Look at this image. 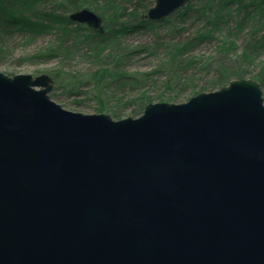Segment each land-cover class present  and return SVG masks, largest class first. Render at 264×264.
Listing matches in <instances>:
<instances>
[{
    "label": "water",
    "instance_id": "95a60500",
    "mask_svg": "<svg viewBox=\"0 0 264 264\" xmlns=\"http://www.w3.org/2000/svg\"><path fill=\"white\" fill-rule=\"evenodd\" d=\"M68 17L103 31L89 8ZM51 81L0 72V264H264L257 79L116 120L63 108Z\"/></svg>",
    "mask_w": 264,
    "mask_h": 264
},
{
    "label": "trees",
    "instance_id": "16d2710c",
    "mask_svg": "<svg viewBox=\"0 0 264 264\" xmlns=\"http://www.w3.org/2000/svg\"><path fill=\"white\" fill-rule=\"evenodd\" d=\"M85 1L0 0V42L14 33L29 38L53 33L56 43L36 54L38 57H50L71 55L78 42L87 44L95 52L100 45L112 42L119 35L166 27L174 34L172 37L180 38L174 41L165 36L159 37L155 45L163 46L165 59L157 68L141 75L116 68L97 70L92 74L96 79L94 88L102 93L106 79L112 85L116 81L122 87H135L141 81L151 84L155 80L154 75H161L164 86H172L170 89L181 86L180 90L189 87L195 95L204 88L214 90L233 78H242L249 73L264 87V0H189L164 18L152 20L144 14L143 18L137 17L134 23H103L102 32L69 19L68 14L82 8ZM218 34H222L223 38ZM240 35L243 36L242 42L237 46L235 42ZM202 42H214L217 54L214 57L193 54V49ZM238 47L239 52L236 51ZM254 63L251 70L249 67ZM199 69L205 70V74L211 72L212 78L209 85L204 84L196 90L193 79ZM73 89L75 87L70 91ZM140 98L141 106L151 101L146 95ZM97 103V110H104L105 103L99 99Z\"/></svg>",
    "mask_w": 264,
    "mask_h": 264
},
{
    "label": "rangeland",
    "instance_id": "374dc122",
    "mask_svg": "<svg viewBox=\"0 0 264 264\" xmlns=\"http://www.w3.org/2000/svg\"><path fill=\"white\" fill-rule=\"evenodd\" d=\"M153 3L154 0H87L82 3V8H89L99 14L103 18L102 24L111 23L113 25L120 22L134 23L137 17L143 18ZM172 35L174 34L166 27L141 30L119 35L112 42L100 45L95 52L91 51L87 44L78 42L73 47L71 55L38 57L36 54L44 52L56 43V35L52 33L29 38L14 33L5 36V39L0 42V72L9 76L19 73L33 76L42 73L49 75L52 80V89L48 92L49 97L67 110L81 113L104 112L115 120L128 116L137 117L144 109V105L141 106L140 103V97L143 95L149 96L150 102L181 103L193 96V91L189 87L180 90L181 86L170 89L172 86L168 88L162 84L161 75L160 77L154 75L156 77L151 84L141 81L136 86L134 85L135 87H122L116 84V81L112 85V82L106 79V84L103 85L105 87L100 93L97 88H94L96 79L92 77V74L97 70L115 68L139 75L152 71L160 65L162 59H165L163 46L156 47V42L160 36L174 41L180 38L172 37ZM218 36L223 38L222 34ZM242 37L240 35L236 40L237 46L241 44ZM214 46V42H202L193 49L192 53L214 57L217 54L214 52ZM236 51L239 52L240 48L238 47ZM255 63L250 65L251 70ZM199 70L200 72L196 73L193 79L196 83V90L204 84L209 85L212 78L211 72L205 74V70ZM53 77L56 81H53ZM244 77L253 76L249 73ZM72 87L75 89L71 92ZM212 90L204 88L201 91ZM261 90L264 97V87L261 86ZM98 99L105 103L104 110H97Z\"/></svg>",
    "mask_w": 264,
    "mask_h": 264
}]
</instances>
